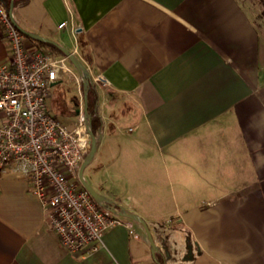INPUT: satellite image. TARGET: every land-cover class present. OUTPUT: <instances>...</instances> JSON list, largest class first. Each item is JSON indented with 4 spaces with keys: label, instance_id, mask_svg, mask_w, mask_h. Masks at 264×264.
Returning <instances> with one entry per match:
<instances>
[{
    "label": "crops",
    "instance_id": "0c3cea01",
    "mask_svg": "<svg viewBox=\"0 0 264 264\" xmlns=\"http://www.w3.org/2000/svg\"><path fill=\"white\" fill-rule=\"evenodd\" d=\"M245 2L13 5L20 27L53 41L26 35V46L48 43L57 56L65 47L88 68L101 121L94 187L140 215L158 251L132 220L137 237L117 225L96 252L69 253L28 178L8 165L0 264H264V27ZM9 57L0 24V63Z\"/></svg>",
    "mask_w": 264,
    "mask_h": 264
},
{
    "label": "built area",
    "instance_id": "2783aa9c",
    "mask_svg": "<svg viewBox=\"0 0 264 264\" xmlns=\"http://www.w3.org/2000/svg\"><path fill=\"white\" fill-rule=\"evenodd\" d=\"M0 24L10 49L9 60L0 63V174L11 165L28 178L48 226L71 254L96 252L113 226L124 225L137 237L131 219L98 204L78 179L90 144L82 93L72 125L59 121L47 103L51 84L72 73L67 56H57L48 43L26 46V35L1 0ZM94 80L107 84L101 74Z\"/></svg>",
    "mask_w": 264,
    "mask_h": 264
},
{
    "label": "water",
    "instance_id": "95a60500",
    "mask_svg": "<svg viewBox=\"0 0 264 264\" xmlns=\"http://www.w3.org/2000/svg\"><path fill=\"white\" fill-rule=\"evenodd\" d=\"M13 5H14L13 0H10V4H9L8 9L12 15V20L16 24V26L25 35H28V36L35 38V39H38L40 41L53 43V41H51L49 39L40 37L39 35L32 33V32H29V31H26L25 29L20 27L17 24V22L15 21L13 14H12ZM58 47L67 56V59L74 66V68L76 69V71L78 72L79 76L82 79L84 111L86 113V118H87V127H88V132L90 135V144H89L88 151L86 152L82 162L79 165V168L77 171L78 179H79L80 183L82 184V186L89 192V194L92 196V198L98 204L105 207L106 209H108L112 213L127 217L131 220H134V221L140 223L143 226V229H144L146 236L148 238V241H149V245H150L152 255L155 257V254L158 251V246L153 239V236L151 234V231H150L146 221L140 215H138L132 211H129L128 209H126L125 207H123L121 205L116 204L112 199L108 198L107 196H105L102 193L95 190L84 178V175H83L84 169L88 165V163L91 161V159L93 158L95 151H96V148H97V141L99 139V135H95L94 132L92 131L91 114L88 112V89L91 85V76H90L89 70L86 67V65L73 52H71L69 49H67L65 47H62V46H58ZM94 109H96V107H94ZM99 130H100V128H99ZM158 264H163V263H158Z\"/></svg>",
    "mask_w": 264,
    "mask_h": 264
},
{
    "label": "rangeland",
    "instance_id": "374dc122",
    "mask_svg": "<svg viewBox=\"0 0 264 264\" xmlns=\"http://www.w3.org/2000/svg\"><path fill=\"white\" fill-rule=\"evenodd\" d=\"M245 1L248 3V5H250V7H252V14L255 19L260 21L259 23L264 27V5L260 2V0ZM246 2L245 4H247ZM67 65L72 70L76 71L74 66L69 61H67ZM49 90L50 93L47 97V103L52 111V114H54V116L62 123L72 125L78 117L80 98L79 93H82L83 95V90L80 92L77 91L76 84L74 80L71 79L69 74H64L62 80L58 84L51 85ZM97 168L96 160L92 158L83 172L85 180L94 189V186L96 185L92 175H95ZM100 173L101 171H99V174Z\"/></svg>",
    "mask_w": 264,
    "mask_h": 264
},
{
    "label": "trees",
    "instance_id": "16d2710c",
    "mask_svg": "<svg viewBox=\"0 0 264 264\" xmlns=\"http://www.w3.org/2000/svg\"><path fill=\"white\" fill-rule=\"evenodd\" d=\"M1 1L4 3V5L6 7H9L10 0H1ZM25 1L26 0H13V4H14V6H16V5H19ZM260 2L264 5V0H260ZM41 44H43V42H41ZM92 91H94V87L91 84L89 89H88V112L91 114L92 131L94 132L95 135H98L101 121H100V118L98 116L97 110L94 109V101L96 100V96L94 95L93 99H92V95H91Z\"/></svg>",
    "mask_w": 264,
    "mask_h": 264
}]
</instances>
